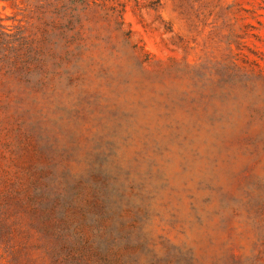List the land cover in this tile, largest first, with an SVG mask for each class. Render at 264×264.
Segmentation results:
<instances>
[{"label": "rangeland", "instance_id": "rangeland-1", "mask_svg": "<svg viewBox=\"0 0 264 264\" xmlns=\"http://www.w3.org/2000/svg\"><path fill=\"white\" fill-rule=\"evenodd\" d=\"M0 264H264V0H0Z\"/></svg>", "mask_w": 264, "mask_h": 264}]
</instances>
